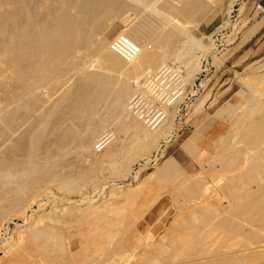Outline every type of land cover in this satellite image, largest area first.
Listing matches in <instances>:
<instances>
[{
    "label": "bare ground",
    "instance_id": "obj_1",
    "mask_svg": "<svg viewBox=\"0 0 264 264\" xmlns=\"http://www.w3.org/2000/svg\"><path fill=\"white\" fill-rule=\"evenodd\" d=\"M214 2L0 0V215L6 212L8 215L15 209L13 217L28 218L26 229L14 232L13 242L0 249V264H100L107 257L112 259L114 250L119 248L113 247L117 239L113 232L117 225L115 210L98 209L99 203L95 201L87 204L84 216L78 217L75 211L91 199L84 195L85 190L90 187L92 190L88 191L95 194L96 180H92L95 189L91 188V182L86 189L87 182L99 177L107 165H112L128 151L131 152L129 161L144 156L150 159L149 153L156 148L157 142L172 134L174 129L170 128V132L168 123L162 120V114L167 111L161 114L159 108L157 112V104L161 103L149 99L150 94L155 90L163 92L161 96L175 91V95L181 93L186 79L178 83L176 72L166 65L174 59L183 41L193 43L198 49L203 44L185 23L197 24L208 17ZM117 20L127 28L110 43L106 34ZM120 39L138 51L133 60L125 61L116 54L114 47ZM183 61H180L183 67L191 65L188 59ZM254 72L256 86L264 85V63ZM143 87L144 91L137 95ZM244 90L238 93L243 99L248 89ZM259 96H249L252 100L242 99L240 104L227 103L218 114L221 117L225 109L229 115L230 138L234 142L232 147L225 145L224 162L211 168L212 174H227L221 194H215V190V195L212 193L213 197L206 199L198 190L200 195H196L195 203L186 204L187 208H193L192 211L188 210L185 215L183 210L184 218L179 216L182 220L177 219L179 223L167 229L163 237L167 242L163 241L168 245L161 238L157 243L151 238L153 244L138 240L126 261L128 264L135 256L138 257L133 264H259L264 260L262 245L246 248L247 241L254 242L256 234L264 233V91ZM138 99L146 102L144 110L152 106L151 113L144 116L142 122L143 109L135 116V110L143 104H139ZM133 102L138 104L130 110ZM131 116H135L133 120ZM139 122L151 131L158 130L148 132L149 129H143ZM107 127L116 128L122 135L116 142L119 147L112 152L108 148L101 152L102 156L100 153L96 156L93 147L96 146L97 152L102 151L99 146L108 137L107 133L101 140ZM194 178L197 177L188 179L187 190L191 187L197 191L196 187L203 186L204 178L200 180L199 177V181ZM52 191L65 192L70 197L74 193L80 200L70 201L72 198L68 199L66 194L68 198H63L68 199H65L68 204L63 205L68 207L62 206L57 211L54 207L58 205L47 207V203L43 204L46 198L53 196ZM187 198L189 195L185 199L190 203ZM37 205L46 214L28 216ZM55 210L66 216L55 215ZM65 211L70 212L69 215ZM6 216L0 219V233L14 220ZM66 228L70 230L68 233ZM223 238L236 242L235 248L223 247Z\"/></svg>",
    "mask_w": 264,
    "mask_h": 264
},
{
    "label": "rangeland",
    "instance_id": "obj_2",
    "mask_svg": "<svg viewBox=\"0 0 264 264\" xmlns=\"http://www.w3.org/2000/svg\"><path fill=\"white\" fill-rule=\"evenodd\" d=\"M214 1L215 0H213V2ZM218 1L219 0L215 1L216 4L215 2L213 3L215 6L212 5L211 12L209 13L208 17L200 19L201 21H197V24L195 22L194 24L191 23L192 25L190 23L187 24L185 23V27H188L190 30H193L192 34L197 38L199 42L203 43V44L200 43V45L202 44L204 47L207 48H204L201 45L200 46L201 48L199 47L198 49L197 48L198 46L194 45L193 43L188 42L189 44H187V41L186 42L183 41V43H181L180 46L176 49L177 52L176 53L174 52L176 55H178L179 53L180 55V57L178 55L179 59L174 54L173 56L174 59L171 58L169 63L166 65L172 67L171 70L176 72L175 76H178V78H176L178 83L182 79L184 80L186 79L183 87H181L183 89L180 88L181 93L175 95L177 91L175 92L172 91L173 93L170 92L165 93L166 95H163L164 97L160 95V93L162 94L163 92L159 90L153 91L152 94L148 93V95L149 94L151 95V96L149 95L150 96V98L148 97L149 99L161 103L160 105L156 103L158 109L159 108L161 109V114L167 111L166 113L162 114L163 116L162 120L163 119L165 120V122L163 121V123L166 122L168 123L170 132L172 131V129L170 130V128L174 129L171 132L172 134H170L172 135V137L168 135V139L161 138L162 140L160 139L158 141L159 143L157 142L156 148L154 147L153 150L149 153L150 159L148 158L146 159L144 158L145 157L144 156L142 158L138 157L139 159L136 158L130 160L131 161L130 162L129 159H131V156L129 154H131V152L128 151L127 154L125 153L124 155H122L112 165L111 164L107 165L109 163H106L107 168L106 167L105 169L101 168L103 170L100 169L102 171L100 174L104 175L105 177L106 173H108V176L106 175L107 179L106 177L102 178L100 175L99 177L97 176L95 179L89 180L88 181L89 183L87 182L88 185L86 184L87 185L86 189H87V187L92 183V180L94 181L96 180L99 190L96 187L97 191L94 190L93 193L95 194H92V192H89L92 190V189L90 190L89 187L87 191L89 190L88 192L90 193V196L89 193L87 195L86 193L87 191L85 190L84 195H86L91 199L85 201L83 203V206L79 207L78 209L80 210L84 207L83 208L84 210L82 209L80 210V212L78 210L75 211L77 212V214L76 213L75 214L78 215V217L82 215L84 216V213L86 212L85 207L87 206V204L95 201L99 203L98 209L99 208L101 210L113 209L116 212L114 218L116 219L117 225L113 229V232H115L116 235L115 238L117 239L114 241L113 247L115 246L116 248L117 247L119 248H117V250L115 249L116 251L114 250L112 259L107 257L100 264H128V262L126 261L129 258L130 253H132L133 250L135 249L136 243L139 242L138 240L142 241L143 239L145 242L148 241L147 243L151 241L150 244H153L155 242L157 243L158 240L159 242L161 240L163 241L164 239L163 237L166 236L167 235L166 232L169 231L167 229L174 228L176 226V223H179L182 220L181 218L179 219V216L184 215V211H185V215L188 210L192 211L193 208L191 209L187 207L188 205L192 206L195 203V199L198 198L196 197V195L198 196L200 194L203 196L205 195L204 197H206V199H211L210 197H213L215 194L217 193L221 194L220 188L224 186L226 181L225 178L227 177V174L224 172L212 174V169L214 167L213 165H215L216 163L220 162L219 165H221L224 162L225 158L223 159L222 156L223 154L225 155V149H226L225 145L226 147L228 146L232 147L234 146V142L231 141L230 138L231 123L227 119L229 115H227L225 109L221 111L224 113V114L222 113L221 117L218 114H221L219 113L220 109H222V106H224L225 108V104L233 103L232 105H235L237 103L240 104L242 102L243 98L238 96L239 92L241 91L243 92L244 89L242 88L250 87V89L249 88L245 89V90L248 89L246 92H249V90L257 89L252 91L253 92L252 95H251L252 93L251 91H250L251 93L249 94L245 92L246 95L244 96L246 97L248 96V97L247 98L244 97L243 101L252 100L250 98H253L254 97L253 95L256 94L259 96L264 91V85L256 86L258 83L254 78V76L256 75L254 69L258 68L261 64L264 63V0H220L221 2ZM202 20L204 22H202ZM125 25L126 24H124L121 21L118 20L114 21V23L110 27L109 32H107L106 34L109 37L107 38L110 41V43H112L114 40L119 38L122 31L124 32L126 30L127 27ZM193 27H195V29L196 28L198 29L196 30L191 29ZM181 50L186 52L185 53L186 56L184 52H182ZM190 52L191 54H187ZM206 53L208 54V56L206 55ZM184 56H185V60L184 58H182ZM176 59H178V61ZM187 59L189 64H191L190 66H187L188 69L186 66L183 67V64H181L182 62L180 63V61L183 60H184L183 62H186ZM190 61L192 62L190 63ZM198 66L200 67L199 69ZM194 67H196L195 69L197 70H195ZM193 70H195V73L193 72ZM188 76L190 78H188ZM244 84L245 86L246 85L247 86L245 87ZM252 87L255 88L253 89ZM144 89H145L144 87L143 90L139 89L140 91L138 90L136 94L137 95L138 93L140 94V92L144 91ZM259 90L260 93L258 92ZM255 91H257L258 94ZM156 93L158 96L162 98V100L156 95ZM136 94L131 99H133L136 96ZM153 95H155L156 98L159 99V101H157L158 99L156 98L155 100L153 98L154 97ZM249 96L252 97L249 98ZM165 98H167V100ZM169 98L171 99L168 102ZM129 103L130 102H128V104ZM162 104L164 105L162 106ZM140 109L144 110V107L140 106ZM160 109L157 110V112H159ZM151 110L152 107H149L148 109L144 110L145 113L140 117V120L144 116H148L151 113ZM138 112L137 111L135 112V116H138L137 115ZM169 114L171 115L169 116ZM131 117H129L130 120ZM134 117H132V120ZM134 120L138 122L136 119ZM140 124L143 129L146 127L145 130L147 131L148 127L144 123H143L144 125H142V123ZM171 124L172 126H170ZM154 130L151 131V129H149L148 132L151 131L154 133ZM107 133H108V137L106 138ZM104 134H103L104 138L101 140H104L105 138L106 139L102 141L99 146L100 147L99 150L102 151L97 152V150H95L96 146L93 147V151H94L93 153H97L95 154L96 156H99L100 154H101L100 156H102L103 151L107 150L108 148L110 152H112L115 151V149H118L119 147L118 146L119 143L117 145L116 142L120 138H122V135L118 133L116 128L107 127ZM218 154H222V155L220 156V158L218 157L215 158L216 156H218ZM208 162L211 165V167L210 165H208ZM211 162L213 164H211ZM86 164H88V162H86L85 165ZM166 164H169L170 166L169 165L166 166ZM203 165L205 166L206 169L203 168ZM104 166L105 164L103 165V167ZM201 170L204 172H202ZM201 172L204 177L201 175ZM221 175L223 177H221ZM192 176L197 177L194 178V180L195 179L197 180L199 177L202 178V179L199 178L200 180H203L204 178V181H201V183H203V186H201L202 188L200 186H198L199 188L196 187L197 191L195 189L193 190L191 187L189 190H187L190 186V184H188L190 180L188 179H191ZM99 178L100 180L102 178L100 182L102 181L104 182H102L101 184L100 182L98 183L97 180ZM217 178L218 180H216ZM220 179L222 181H220ZM94 181L92 183L93 187L91 186V188L95 189ZM185 181H187L186 185H182L185 183ZM213 184H215V186ZM210 187H212V190ZM185 190L187 191L185 192ZM198 190L200 194H198L199 193ZM189 191L192 192L195 191V192L192 193ZM182 192L184 195L182 194ZM54 193L56 192L52 191L51 194H53V196L50 195L51 197L49 196V198H46L43 204L47 203V207H49V205L50 206L58 205V207L57 206L56 208L54 207V209H57V211L58 208H61L62 206L68 207V206H64L65 203L66 205L68 204V202L65 200L68 197H69L68 199L72 198L70 199V201L78 202V200H80L78 198L76 199L77 195H75L74 193L73 195L71 194L72 195L71 197L69 196L70 194L68 195L65 192H64L65 196H63L64 195L63 193H56V194ZM188 193L192 195L194 193L197 194H194L195 196L193 195L194 196L193 197ZM212 193L213 196L211 195ZM66 194L68 195V197ZM180 194L183 197H181ZM188 195L189 198L187 199L191 200L190 203L185 199L186 197H188ZM63 197H67V198H63ZM192 201H194V203ZM183 207L186 208L183 209ZM48 211L50 210H47V212ZM57 211L55 212V215H61V216L65 215V214L62 215L61 213H57ZM8 212H10V210H8ZM11 212L12 213L9 214H11L12 217L9 214L8 215L10 216V218H13L14 220L11 222V224L5 226L0 233V249H3L8 245H10L13 242V241L11 242V240L13 239L12 236L14 232L17 233L21 230L26 229L25 226L28 224L27 217L26 218L22 217L18 219V217H13L16 215L15 212H17V210L15 211L14 209L13 211L11 210ZM45 212L42 213V210L39 209V206L37 205L30 210L28 216H34L37 215L38 213L46 214ZM65 213L67 212L65 211ZM69 213L70 212H68L67 214L69 215ZM4 214L5 213L2 214V216H4L3 218L0 215L2 218V219L0 218L1 221L5 218L7 212L6 215ZM71 214L73 216L74 213H72L71 211ZM182 218H184V216H182ZM177 219L179 222L177 221ZM69 231L70 230H67L66 228V233H68ZM259 234L263 236H260ZM259 234H256L257 237L256 235L253 236L256 237L254 238L256 241L258 236H260L258 239L259 241L257 242L254 241L255 243L253 242V240L247 241L248 243L246 242V248L248 247L254 248L255 246H260V245H262L260 247H264L263 246L264 233L263 234L259 233ZM151 238L155 239L154 242L152 241ZM225 239L226 238L222 239V245H224L223 247L226 246L230 248H235L236 242L233 243L230 239H226L227 241ZM164 240L165 242H167L166 239ZM228 241L229 244H226L228 243ZM250 241L252 242L250 243ZM165 244L168 245V243ZM136 257L138 256H135V258ZM135 258L133 257L130 260H128L129 264H133L134 262H136ZM260 263L264 264V260H261V262L259 261V264Z\"/></svg>",
    "mask_w": 264,
    "mask_h": 264
},
{
    "label": "built area",
    "instance_id": "obj_3",
    "mask_svg": "<svg viewBox=\"0 0 264 264\" xmlns=\"http://www.w3.org/2000/svg\"><path fill=\"white\" fill-rule=\"evenodd\" d=\"M124 44L127 46V48H125ZM114 50H115L116 54H118L120 57H122V59H124L125 61L133 60L136 57L137 53H138V51L134 48V46L128 45L127 42L125 40H123V39H120L116 43V46L114 47ZM159 77H162V75H160ZM140 100L141 99H138V103L139 104H142L143 103L141 106L144 107L146 105V102H140ZM136 103L137 102H133V104L131 105V108L130 109L135 108L136 107ZM144 103H145V105H144ZM140 110L141 109L139 107V109H136L135 112L136 111L138 112Z\"/></svg>",
    "mask_w": 264,
    "mask_h": 264
}]
</instances>
